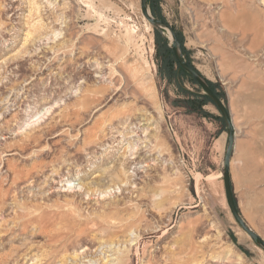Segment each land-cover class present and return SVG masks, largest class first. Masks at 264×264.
I'll return each instance as SVG.
<instances>
[{"label": "rangeland", "instance_id": "obj_1", "mask_svg": "<svg viewBox=\"0 0 264 264\" xmlns=\"http://www.w3.org/2000/svg\"><path fill=\"white\" fill-rule=\"evenodd\" d=\"M140 2L0 0V264H264L218 178L222 115ZM150 10L231 113L235 201L264 240V0Z\"/></svg>", "mask_w": 264, "mask_h": 264}, {"label": "water", "instance_id": "obj_2", "mask_svg": "<svg viewBox=\"0 0 264 264\" xmlns=\"http://www.w3.org/2000/svg\"><path fill=\"white\" fill-rule=\"evenodd\" d=\"M140 8L145 20L156 28L159 32L167 30L172 37V51L178 65L196 82L206 96L213 102L216 108L220 111L225 123L228 134V146L223 162V178L225 185V194L230 212L239 226L251 237V239L264 250V240L247 224L242 214L240 213L234 196L231 181V162L235 153L236 147V130L229 109L223 101L212 91L208 82L202 74L188 64L181 49V44L177 39L174 29L165 21L159 20L152 15L149 6V0H141Z\"/></svg>", "mask_w": 264, "mask_h": 264}, {"label": "bare ground", "instance_id": "obj_3", "mask_svg": "<svg viewBox=\"0 0 264 264\" xmlns=\"http://www.w3.org/2000/svg\"><path fill=\"white\" fill-rule=\"evenodd\" d=\"M171 36V35H170ZM145 121V120H144ZM143 121V122H144ZM146 125V123H144L143 125H141V126H145ZM32 134V133H31ZM22 137V136H21ZM41 139H42V137H41V135H39V134H32V135H29V136H27L25 139H23V140H21V142L20 143H17V144H15V147H17L18 148V150L20 151V152H25V151H27L28 150V147H30V146H32V145H34L35 147H36V145H38L40 142H41ZM43 141H44V139H43ZM16 148V149H17ZM17 151V150H16ZM40 171V170H39ZM42 171V170H41ZM32 177V176H31ZM218 178L219 179H222L223 178V173L222 174H220L219 176H218ZM19 180V179H18ZM211 180V179H210ZM38 216V215H37ZM36 221L38 222V223H41V218H38V219H36ZM30 224H33V223H31V222H29ZM23 225V224H22ZM24 226V225H23ZM25 227V226H24ZM166 234V231H164L163 232V236ZM213 259H215V258H213Z\"/></svg>", "mask_w": 264, "mask_h": 264}, {"label": "trees", "instance_id": "obj_4", "mask_svg": "<svg viewBox=\"0 0 264 264\" xmlns=\"http://www.w3.org/2000/svg\"><path fill=\"white\" fill-rule=\"evenodd\" d=\"M150 1L151 0H149V6H150ZM152 14L153 15H155V13L152 11ZM157 39H158V42L162 39L161 38V34H160V32H158L157 33ZM163 42H164V44H165V47H164V50H163V54L162 55H164V58H168V55H171L172 56V53H173V51H172V49L171 48H168L167 47V42L165 41V40H163ZM174 55V54H173ZM166 62L168 61L167 59L165 60ZM188 62V61H187ZM188 64L190 65V63L188 62ZM191 66V65H190ZM178 67H179V71L184 75V76H186V77H188V78H190V80L194 83V84H196V82L178 65ZM209 84V83H208ZM209 86H210V88L212 89V91L215 93V91H214V89L212 88V86L209 84ZM216 94V93H215ZM217 95V94H216ZM218 96V95H217ZM205 97H207V98H209L208 96H205Z\"/></svg>", "mask_w": 264, "mask_h": 264}, {"label": "crops", "instance_id": "obj_5", "mask_svg": "<svg viewBox=\"0 0 264 264\" xmlns=\"http://www.w3.org/2000/svg\"><path fill=\"white\" fill-rule=\"evenodd\" d=\"M231 114V113H230ZM231 181H232V176H231Z\"/></svg>", "mask_w": 264, "mask_h": 264}]
</instances>
